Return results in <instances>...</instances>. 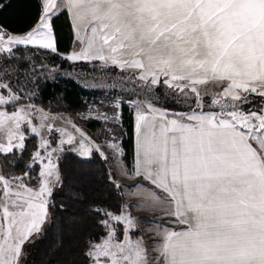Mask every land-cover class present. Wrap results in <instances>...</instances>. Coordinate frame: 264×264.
Wrapping results in <instances>:
<instances>
[{"label":"snow or ice","instance_id":"1","mask_svg":"<svg viewBox=\"0 0 264 264\" xmlns=\"http://www.w3.org/2000/svg\"><path fill=\"white\" fill-rule=\"evenodd\" d=\"M62 11L82 45L66 58L119 69L141 97L129 101L135 110L130 178L137 180L134 187L141 181L151 186L140 195L162 221L149 220L159 237L150 257L144 237L133 238L140 224L128 205L119 214L91 208L101 231L85 242V264H264V0H63L60 7L44 0L39 23L24 34L0 25V53L14 56L21 45L56 53L49 20ZM209 85L219 91L209 93ZM161 88L187 110L160 107ZM5 91L0 106L21 99L0 80V93ZM122 103L117 99L115 108ZM35 111L33 105L0 111V156L23 153L29 131L41 136L29 171L0 175V264H20L24 244L48 220V198L60 181L53 154L62 149L48 151L41 129L60 131L67 139L59 144H78L82 156L94 149L107 159L75 125L79 141L46 124V115L34 125ZM103 119L119 122L121 114ZM109 147L123 155L116 143ZM109 179L123 187L112 174Z\"/></svg>","mask_w":264,"mask_h":264},{"label":"trees","instance_id":"2","mask_svg":"<svg viewBox=\"0 0 264 264\" xmlns=\"http://www.w3.org/2000/svg\"><path fill=\"white\" fill-rule=\"evenodd\" d=\"M40 0H0V25L11 33L24 32L31 28L39 17ZM57 52L32 46H18L14 56L4 59L9 65L24 67L25 51L28 49L32 59L57 65L61 69L87 67L88 61H69L60 53L67 52L73 41L72 25L67 11L52 15L50 19ZM36 50V52H35ZM100 73L105 71L122 74L111 66L96 67ZM19 73L17 70L15 74ZM161 88L159 106L174 111L185 107L176 103L172 96L164 94ZM99 89L82 86L71 77L56 76L53 79H36L32 101L52 111L77 112L86 109L87 102L100 94ZM119 112V142L126 168L132 165V136L134 113L128 104L122 103ZM86 128H97L95 119L84 120ZM37 149L35 135H27L23 153L16 151L7 157L0 156V166L5 172L24 173L29 171L32 153ZM60 181L49 197V217L39 234L23 246L22 264H85L83 256L85 242L97 235L101 229L95 226L97 217L90 211L94 207H108L119 214L123 205L121 188L117 189L109 179L111 172L103 158L92 149L91 155L82 156L71 149L63 150L56 160ZM39 164H34L30 175L35 178ZM36 179L28 181L35 184Z\"/></svg>","mask_w":264,"mask_h":264},{"label":"rangeland","instance_id":"3","mask_svg":"<svg viewBox=\"0 0 264 264\" xmlns=\"http://www.w3.org/2000/svg\"><path fill=\"white\" fill-rule=\"evenodd\" d=\"M31 48H36V47L32 46ZM25 53H26L25 55L26 57H25L24 67H15V65L12 66L7 64L6 62H4V59L8 58L9 54L0 53V80H3V82L10 84L11 88L14 89L15 92L21 98L20 100L6 107L0 106V111H8L9 113H11L16 108L26 107L27 105H33L34 108L37 110L34 112L32 117L34 125L39 126V124L41 123V116L46 115L48 117V119L45 121L46 124L50 123L53 125L55 129H63L66 133H71L76 138V140L79 141L81 137L79 133H77L73 128V125H75L82 132H84L86 136L95 143V145L99 146L100 150L107 157V159L106 160L104 159V161L108 165L110 172L113 175V180L116 183L122 185V183L119 182V180L122 177V174L118 173V175L120 176H116L113 173L118 172L117 170L120 164L121 165L123 164V166L125 165L122 161L121 156H118L116 154V150L109 147V143L113 142L116 143L121 149L119 142V122L112 119L106 121L103 119V117L104 116L111 117L115 114L116 111H119V109L115 108V101L117 99L122 100L130 107L129 104L130 100H138L141 98L130 91L133 85L127 80L122 79V77H124L126 74L125 73L119 74L117 72H110V71H105L103 73H100L99 72L100 69L98 70L96 68V67L98 68L103 67L102 62L100 61H88L89 62L88 66L85 68L79 66L70 70L61 69L57 65L48 63L45 59H42L41 61L32 59V54L28 49H26ZM16 70L19 73L15 74ZM56 76L71 77L82 86H85L87 88L99 89L101 92L100 94H97L94 99H90L87 102L86 109L77 112L52 111L40 106L38 103L33 102L32 99L35 88V80L53 79ZM207 88L209 93L219 91V89L213 85H209L207 86ZM201 91L203 92L204 89L202 88ZM162 92L166 94L167 89L165 88L162 89ZM0 94L7 95V92L5 91L4 93H0ZM205 99L206 101L209 100L210 95L205 97ZM183 106L185 107V109L182 111H186L187 110L186 106L185 105ZM130 108L135 115L134 108L133 107ZM40 110H42V112ZM87 119L97 120L99 122L97 128H93V129L86 128L84 126L85 125L84 120ZM41 133L43 138L49 141L50 147L48 148V151H51V149L53 148L62 149V150H58L53 154L54 164H56L57 157L63 150L72 149V147L75 150L78 149V144L76 143L72 145L69 144L60 145L59 141L62 138L67 139V136H63V137L61 136L60 131H54L52 133H49L47 128L45 127L41 129ZM30 134H31L30 131L26 133V135H30ZM35 137L38 146L39 144H41V136H35ZM86 146H88L87 142H86ZM36 151L37 149L34 150L33 153H35ZM77 153L79 154L78 151ZM126 169L128 170L129 168ZM0 175L5 176L6 178H12L16 176H22L23 173L15 174L11 172H5L0 166ZM121 180H123V178ZM37 184H38V180L36 181L35 184H30V186L35 187ZM57 184L58 183H55L53 188ZM137 189H139V187ZM121 191L124 197V203H123L124 205L126 204L130 206L131 204L134 205L136 203L135 206H137V208L142 207V209H147V211H149L144 215L133 216L139 221L140 224V227L134 234L133 238H135V236H143L149 245V256L155 257L156 253L151 252V247L153 246L155 241L154 239L156 237L154 232L155 225L150 224L149 220H155L157 224H160L162 221L159 217V214L156 215L157 211H152L150 209L148 202L145 201L142 195H133L131 192L127 190L125 186L121 187ZM139 196H141V198ZM129 209L130 207L128 208V210ZM145 217H147L148 219H144ZM44 226L42 227V229L44 228ZM150 229L153 231H150ZM35 236L36 235H33L31 239L34 238ZM20 264H22L21 258H20Z\"/></svg>","mask_w":264,"mask_h":264},{"label":"crops","instance_id":"4","mask_svg":"<svg viewBox=\"0 0 264 264\" xmlns=\"http://www.w3.org/2000/svg\"><path fill=\"white\" fill-rule=\"evenodd\" d=\"M40 2H41V5H42V3L44 2V0H40ZM54 3L58 6V7H60V6H62V4H63V0H54ZM53 11H56V9H53ZM40 13H41V10H40ZM40 13H39V16H40ZM68 13V12H67ZM51 14V13H50ZM68 16H69V13H68ZM69 19H70V22H71V25H72V30H73V41H72V45H71V47H70V49L67 51V52H64V53H60L62 56H64V57H67V55H69V54H71V53H73V52H78V51H80V49H81V47H82V45L80 44V42H79V40H78V36H77V32L76 31H74V27H73V20L70 18V16H69ZM37 23H39V17H38V19H37V21L34 23V25L31 27V28H33V27H35L36 26V24ZM31 28H29L28 30H30ZM28 30H26V31H28ZM26 31H24V32H19V33H12V34H17V35H20V34H24ZM11 33V32H10ZM79 35L81 36V37H83L84 35H85V33H84V28H83V26H81L80 27V32H79ZM71 150H73V151H75L76 153H77V150H75L73 147H72V149ZM132 153H133V158H132V165H131V167L127 170L126 168H125V166H123V164L121 165L120 164V166L118 167V172L117 173H113V174H115L116 176H120V175H118V173H120V174H122V177H121V179L123 178V180H119V182L120 183H122V185L123 186H125L126 188H127V190L129 191V192H131L133 195H140V193L142 192V189H143V186L144 185H147V182L146 181H141L140 182V184H141V187H139V189H137L138 187H134V185H136L137 184V180L136 179H134V178H130V174H131V171H132V169H133V165H134V152H135V135H134V127H133V136H132ZM100 155V154H99ZM122 163V162H121ZM108 166V165H107ZM108 169H109V167H108ZM125 169L127 170V174L125 173ZM109 171H110V169H109ZM113 171V170H112ZM112 174V173H111ZM116 178H118V177H116ZM148 187H151L150 185H147ZM140 198H141V196H139ZM124 198V197H123ZM134 201V200H133ZM132 202V201H131ZM123 203H124V199H123ZM134 203V202H133ZM124 205V204H123ZM136 205V203L134 204V205H130L129 207H130V209L128 210L131 214H132V216H138V215H144V214H146L147 212H149V211H147V209H142V207H139V208H137V206H135ZM132 206V207H131ZM157 212V214L156 215H158L159 214V210H156ZM168 227H172V228H176V229H179V228H182L183 226L182 225H174V224H169V225H167ZM155 241H154V244H155V242L156 241H158L159 240V237H155V239H154ZM154 244H153V246H154Z\"/></svg>","mask_w":264,"mask_h":264}]
</instances>
